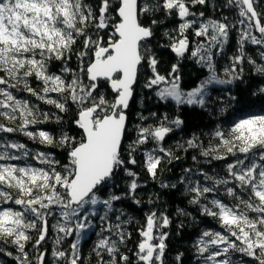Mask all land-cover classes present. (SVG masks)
Masks as SVG:
<instances>
[{
  "label": "snow or ice",
  "instance_id": "snow-or-ice-1",
  "mask_svg": "<svg viewBox=\"0 0 264 264\" xmlns=\"http://www.w3.org/2000/svg\"><path fill=\"white\" fill-rule=\"evenodd\" d=\"M207 2L0 0V116L13 122L18 117L21 120L17 127L0 123V133L19 131L30 139H38L41 144L66 145L69 149V162L57 170L59 161L50 154L37 152L33 155L24 144L0 137V161L5 162L0 163V205H7L0 207V239L16 246L21 254L17 257L19 264H32L25 251L27 242L32 239L27 230L35 229L38 223L40 229L33 248L37 250V264H45L46 252L39 251V247L48 235V218L57 214L59 218L53 225L58 233L55 244L60 245L73 233L75 242L70 245V252L54 249L51 255L65 264H79L81 240L89 229L96 227L92 222L97 211L95 206L101 205L106 209L99 216V220L106 223L108 214L117 211L113 203L122 200L124 195L135 193L139 187L137 174L127 166L137 164L133 154L139 147L150 141L157 144V148L145 153V167L152 177L157 175L163 159L168 158L171 162L175 158L170 150L160 146L173 130L164 123L168 120L167 115L158 126L137 124L130 130L128 109L138 75L144 67L151 70L144 87H155L160 102L174 101L180 106L199 105L203 108L204 98L209 96L211 86L230 85L241 78L236 66L242 65L245 60V41L264 47V8L257 11L259 0H226L224 6L238 13L240 19L236 23L212 19L198 21L192 7ZM157 13L178 24V27L164 33L169 40L166 47L178 58L168 76L157 71L159 61L149 46L155 39L154 27L161 23L156 18ZM199 16L203 17L204 13L200 12ZM237 24L243 26L240 30V54L233 57L232 66L224 70L226 78H221L215 68L212 49L219 45L222 51L228 42L229 30ZM189 30L196 37H209V46L204 48L203 44H199L192 51ZM253 30L259 35L253 34ZM186 53L198 57L197 62L211 73L189 91L182 90L179 75V60L185 58ZM73 55L78 62L77 70L68 66ZM260 56L264 58V51ZM248 59L250 64L255 65V71L264 75V64ZM57 61L60 62L59 74L49 71L50 65ZM65 73L71 75L66 77ZM30 77L42 82L43 87L39 91L30 85ZM20 84L32 96L54 105L60 112L69 111V102L75 105L77 116L74 123L82 130L80 139L62 135L56 140L46 131H25L29 125L46 121L48 114L44 113V121H41L37 118L36 106L30 107L26 100L17 99L13 90H17ZM160 85L164 86L158 87ZM259 91L264 94V87ZM49 93H56L59 98H51ZM228 99L233 101L236 97L229 94ZM56 119L59 121L61 117ZM140 119L143 121L148 117L141 115ZM170 123L179 127L183 121L177 117ZM215 136L222 142L226 155H216L214 159H226L227 155L235 157L234 162L228 165V172L236 183L227 188V193L238 203L229 207L213 199L211 204L218 209L216 211L207 205L202 206L205 214L219 220L222 231L203 232L198 251L201 255L208 253L205 260L211 264H233L230 251L251 257L253 264H264V114L237 120L228 130L227 137L219 129ZM188 143L190 147H196L194 141ZM13 149L17 152L12 153L10 150ZM157 151L163 155H155ZM202 154L208 156L209 152ZM30 156L48 167L31 166L27 163ZM8 161L25 163L20 166ZM121 170L132 178L128 192L124 195L110 194L107 199H101L98 196L101 186L111 185L114 176ZM205 179L213 178L205 175ZM228 183L227 179H219L213 187H191L189 191L196 193L191 202L198 203L199 197L215 190V185ZM237 187L240 195L237 194ZM54 208L58 209V213L53 211ZM249 212L254 215L249 216ZM120 215L123 213L116 216L117 221ZM160 219L163 226L169 224L167 217ZM122 223L108 224L101 229L109 235L99 239L94 246L97 264H128L129 257L120 252L119 245L124 244L131 234L121 230ZM157 227L156 213L152 212L146 218L145 228L140 231L143 240L138 243L135 253L140 264H163L166 234L157 236L154 232ZM61 233L63 235H59ZM113 235L116 239H112ZM205 237L209 239L205 240ZM154 240L157 242L153 243ZM105 252L107 260L103 256Z\"/></svg>",
  "mask_w": 264,
  "mask_h": 264
},
{
  "label": "trees",
  "instance_id": "trees-1",
  "mask_svg": "<svg viewBox=\"0 0 264 264\" xmlns=\"http://www.w3.org/2000/svg\"><path fill=\"white\" fill-rule=\"evenodd\" d=\"M225 2L226 0H208L204 5L193 6L192 11L196 13L195 18L198 21L206 22L208 19H212L224 23H236L240 19L237 11L225 7ZM256 7L258 12L261 11L264 8V0H259V4ZM200 12L204 13L203 17L199 16ZM224 17H227V20H224ZM156 18L160 19L161 23L154 27L155 39L152 40L149 46L159 61L157 71L161 75L168 76L172 65L178 63V58L170 48L166 47L169 40L164 33L178 27V24L172 19H164L162 13H157ZM148 22L150 23V20ZM242 27L237 24L235 28L229 30L228 42L224 45L222 51H220L219 45L212 49L215 68L221 78H226L224 70L230 68L232 66V58L240 54L239 41ZM253 34L259 35L255 30H253ZM188 38L190 41L189 47L192 51H195L199 44H203L204 48H207L210 43L209 37H196L192 30L188 32ZM161 45H164V47H161ZM243 49L245 60L242 65L236 66V71L241 78L230 85L210 87L209 96L205 98V106L203 108L190 105L180 106L173 101L160 102L155 94V87L153 89L144 87L151 76V70L147 67L142 69L141 74L138 75V83L134 88V98L128 110L130 130H133L137 124L158 126L164 115H167L168 120L164 121V123L173 130L165 137L160 146L170 150L175 158L171 159V162H169L168 158L163 159L158 167L157 175L152 177L147 172L144 163L145 153L157 148L156 142L150 141L145 145H141L138 151L133 154L137 159V164L127 165L137 174L136 180L139 187L135 193L124 195L128 192V185L132 178L128 177L122 170L114 176L111 185L108 187L101 186V191L98 193L101 199H107L110 194L124 195V198L113 203V208L117 211L108 214L106 223L99 220V216L103 215L106 209L101 205L95 206L97 211L92 217V222L96 227L89 229L84 239L81 240L79 245L81 260L79 264H97L98 257L93 251L94 246L99 239L109 235L108 232L101 231V229L107 227L108 224L115 225L121 221L124 222L121 224V230L131 235L126 238L124 244L119 245L120 252L129 257L128 264H140L135 256L138 250L137 245L143 240L140 231L145 228L146 218L152 212H155L157 217L158 227L154 229L155 234L157 236L161 233L166 234L164 241L166 247L162 258L163 264H211V262H206L205 260L208 253L203 255L199 253L198 248L201 245L198 242L201 240L203 232H221L222 227L218 219L203 212L202 206L207 205L216 211L218 209L211 204L213 199H218L229 207L238 203L235 197L227 193V188L233 187L236 183L232 181L228 172V165L234 162L235 157L227 155L226 159H214L216 155H226V150L221 146L222 142L215 136V132L218 129L222 130L227 137L228 130L237 120L251 115L264 114V94L259 91L260 88L264 87V75L257 73L255 65L250 64L248 59L251 58L256 64H264V58L260 56V53L264 51V47L252 45L249 41H245ZM197 60L198 57H191L188 53L185 54V58L179 60L181 88L184 91L195 88L201 80L209 76L208 69L198 63ZM77 63L76 56L73 55L72 59L68 61V66L73 70H77ZM59 67L60 62H54L53 65H50L49 71L59 74ZM241 68L243 71H241ZM64 75L67 77L71 73H65ZM29 83L38 91L43 87L41 81L34 80L31 77L29 78ZM13 94L17 99L26 100L30 107L36 106L39 120L44 121L43 114H48L46 121L36 125H29L25 131H46L55 137L56 140H59L62 135L75 137L76 140L80 139L82 130L74 123L77 116V108L71 102L68 105L69 111L60 112L54 105H49L28 93L24 89L23 84L18 85V89L13 90ZM229 94L236 97V99L229 101ZM49 96L54 99L59 98L56 93H49ZM152 113L156 115L153 116ZM141 115L148 117V119L142 121L140 119ZM57 116L61 117L59 121L56 119ZM177 117L183 121V124L179 127L170 123ZM0 123L17 127L21 120L18 117L13 122L0 116ZM0 137L6 138L9 142L24 144L33 155L37 152L50 154L54 160L59 161V165L56 166L57 170L60 169V166L69 162L67 156L69 149L66 145L61 147L59 145L48 146L41 144L38 139H30L19 131L15 133H0ZM133 139H135L134 135ZM189 141H194L196 147H190ZM10 151L12 153L17 152L14 149ZM204 151H208L209 155L204 156L202 154ZM154 154L163 155L158 151ZM0 163L5 162L0 161ZM8 163L23 166L25 162L8 161ZM27 163L36 168L46 169L48 167L46 164H41L39 160L32 159L31 156ZM205 175L213 179L206 180ZM219 179H227L229 183L227 185H215V190L199 197L198 203L191 202L196 198V193L189 191L191 187L196 185L213 187L215 181ZM237 194L240 195L238 187ZM244 196L247 198V194H244ZM136 201H139V203H136ZM6 206L0 205V207ZM13 207L19 208V206L15 205ZM240 207L242 209L243 205ZM53 211L58 213L56 208ZM120 212L123 215H120V219L117 221L116 216ZM252 215L254 214L249 212V216ZM161 217H167L169 220L167 226L162 225ZM58 218V214L48 218V235L39 247V251L46 252L45 264H65L62 260H55L51 252L54 249L70 252V245L75 242V233H73L71 236L66 237L60 245L57 246L55 244L58 233L53 225ZM39 229L40 224L38 223L35 229L27 230V234L32 239L27 242L25 251L28 253V259L32 261V264H37L35 258L37 250L33 248V245L38 237ZM113 231L115 232V228H113ZM112 239H116L115 235L112 236ZM204 239L207 240L209 238L205 237ZM156 242L155 240L153 241V243ZM209 250H212L211 247ZM8 253H11V255ZM20 255L14 244L10 241L5 243L0 239V264H19L17 257ZM229 255L233 264H253L251 257H246L241 253L230 251ZM103 256L105 260L108 259L106 252L103 253ZM178 256L179 260L177 259Z\"/></svg>",
  "mask_w": 264,
  "mask_h": 264
},
{
  "label": "rangeland",
  "instance_id": "rangeland-1",
  "mask_svg": "<svg viewBox=\"0 0 264 264\" xmlns=\"http://www.w3.org/2000/svg\"><path fill=\"white\" fill-rule=\"evenodd\" d=\"M211 73L209 72V75H210ZM164 85H162L161 87H163ZM214 86H222V85H214ZM212 87V86H211ZM206 98V97H205ZM204 98V99H205ZM174 102V101H173ZM190 106H199V105H190Z\"/></svg>",
  "mask_w": 264,
  "mask_h": 264
},
{
  "label": "water",
  "instance_id": "water-1",
  "mask_svg": "<svg viewBox=\"0 0 264 264\" xmlns=\"http://www.w3.org/2000/svg\"><path fill=\"white\" fill-rule=\"evenodd\" d=\"M134 88H135V86H134ZM133 98H134V93H133V97H132V100L130 101V105H129V108H130V106H131V104H132ZM128 110H129V109H128Z\"/></svg>",
  "mask_w": 264,
  "mask_h": 264
}]
</instances>
